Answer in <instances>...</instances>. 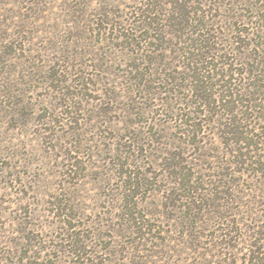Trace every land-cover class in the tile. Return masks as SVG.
I'll return each mask as SVG.
<instances>
[{"label": "rangeland", "instance_id": "obj_1", "mask_svg": "<svg viewBox=\"0 0 264 264\" xmlns=\"http://www.w3.org/2000/svg\"><path fill=\"white\" fill-rule=\"evenodd\" d=\"M263 223L264 0H0V264H251Z\"/></svg>", "mask_w": 264, "mask_h": 264}, {"label": "trees", "instance_id": "obj_2", "mask_svg": "<svg viewBox=\"0 0 264 264\" xmlns=\"http://www.w3.org/2000/svg\"><path fill=\"white\" fill-rule=\"evenodd\" d=\"M206 67L208 68L209 66ZM198 97L200 101L206 100L204 96ZM229 97L232 98L233 96L229 95ZM221 99L224 100V98ZM213 103L216 104L217 101L213 100ZM249 239H252V242L250 244V247L252 249V259L249 258L248 261H251V264H264V225L260 228V230H257L254 235L249 237Z\"/></svg>", "mask_w": 264, "mask_h": 264}]
</instances>
